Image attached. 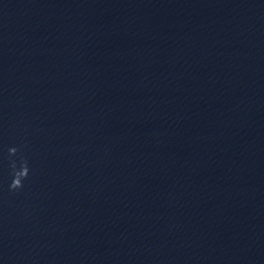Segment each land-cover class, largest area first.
Masks as SVG:
<instances>
[{
	"label": "water",
	"instance_id": "95a60500",
	"mask_svg": "<svg viewBox=\"0 0 264 264\" xmlns=\"http://www.w3.org/2000/svg\"><path fill=\"white\" fill-rule=\"evenodd\" d=\"M0 264H264V0H0Z\"/></svg>",
	"mask_w": 264,
	"mask_h": 264
},
{
	"label": "clouds",
	"instance_id": "9594fccd",
	"mask_svg": "<svg viewBox=\"0 0 264 264\" xmlns=\"http://www.w3.org/2000/svg\"><path fill=\"white\" fill-rule=\"evenodd\" d=\"M7 161L11 182L8 185V191L19 193L25 187V181L29 179L31 168L28 159L23 155L20 147H10L8 149Z\"/></svg>",
	"mask_w": 264,
	"mask_h": 264
}]
</instances>
